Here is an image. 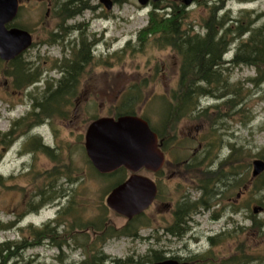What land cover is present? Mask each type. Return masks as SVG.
Segmentation results:
<instances>
[{
    "label": "rangeland",
    "instance_id": "obj_1",
    "mask_svg": "<svg viewBox=\"0 0 264 264\" xmlns=\"http://www.w3.org/2000/svg\"><path fill=\"white\" fill-rule=\"evenodd\" d=\"M113 1V8L107 9L101 0H82L81 7L77 8L79 13L65 21V14L54 0H20V11L12 26L33 34V45L21 56L42 73L41 82L28 88H14L7 73L12 65L3 61L0 65V131H10L16 120L28 114L47 80L62 76L61 70L55 67L57 60L73 58L74 48L82 39L97 45L75 94L66 98L62 113L47 118L30 131L17 129L13 135L17 141L6 150L0 163V174L4 178V185L0 184V226H6L5 230H0V242L27 239L30 244L21 250L18 262L91 264L93 256L102 254L107 257L104 264H151L156 261L155 255L161 257L162 242H155V238L161 234L159 201L162 196L135 222L139 227L137 237L122 235L127 219L106 205V197L117 176L97 172L86 153L85 134L93 120L116 117L118 109L122 108H133L151 126L162 130L164 109L161 104L162 101L170 106L175 104L174 93L179 91L181 83V60L171 48L158 47L151 37L140 42L139 33L148 25L153 8L159 6L163 12L184 3L182 0H154L156 6L154 2L144 6L138 0ZM214 3L223 4L218 16L228 14L230 23L235 26L242 23L244 27L264 31V0H194L186 6L188 23L204 32V19L211 14ZM62 28L64 30L60 31ZM49 33L59 34L54 43ZM250 36L245 33L236 38L226 59H232ZM128 42H131L129 46ZM154 65L164 68L159 84L150 76L149 69ZM224 69H228L224 77L232 93L222 98L201 97L194 103L192 110L185 113L187 117L173 131L181 137L180 146L173 154L187 158L198 148L199 142H210L208 147L212 145L209 151L215 160V172L220 171L215 178H210L214 183L211 202L226 204L232 198L231 203L235 204L237 193L241 191L240 178V185L232 189L219 181L225 180L228 171L238 174L242 171L243 179H248V188L240 201L248 205L247 216L235 215L230 207L215 222H209L208 216H204L198 229L203 233L212 229L211 234L216 236L214 244L203 235L190 246L200 254L197 264H264V188L249 184L253 178V161L264 160V84L251 81L258 76L255 66L224 64ZM229 99H235V105L226 104ZM38 138L52 152L45 151ZM140 174L157 180L162 188L161 178H153L145 170ZM129 175L127 172L126 178ZM255 178L260 186L264 173ZM198 188L196 201L202 197L201 186ZM217 191L223 192L222 200L216 195ZM44 199L46 203L42 207L32 210ZM221 204L213 209L218 210ZM255 207L262 209L254 212ZM58 221L63 225L56 226ZM100 221L107 225L106 232L89 229V225H102ZM48 224L49 230L45 232ZM152 230L155 232L150 242L146 238ZM116 260L120 262H114Z\"/></svg>",
    "mask_w": 264,
    "mask_h": 264
},
{
    "label": "trees",
    "instance_id": "obj_2",
    "mask_svg": "<svg viewBox=\"0 0 264 264\" xmlns=\"http://www.w3.org/2000/svg\"><path fill=\"white\" fill-rule=\"evenodd\" d=\"M54 1L57 2L61 12L68 15L69 18L75 17L79 13L78 9L82 5V0ZM118 1L119 3L123 2L122 0ZM76 4H80V6ZM221 7H223V4L219 6L214 3L211 14L207 19H204V32H200L195 29L192 23H188L189 16L186 6L169 7L167 11L163 12L160 11L161 8L159 6H156L150 12L148 25L139 33L140 42L151 37L158 47L171 48L180 57L181 83L179 85V91L174 93L175 104L170 108L173 112L187 113L191 111L194 103H197V100L201 97L211 96L214 98H222L225 94H231L233 89L229 88L228 80L224 77L225 71L228 70L224 69V64L228 66L238 64L255 66L258 70V76L251 78V81L256 84H264L263 29H252L251 26L244 27L242 23L236 24L235 26V24L230 23L228 14L218 16V10ZM62 30L64 28L60 29V31ZM245 33L251 34L248 41L238 47L232 59L227 60L226 55L230 50L231 44L236 38L241 37ZM49 37L53 42L56 41L59 34L49 33ZM130 44L131 42H128V46ZM74 49L75 55L73 58L63 57L61 60L55 62V67L61 70L62 76L57 80H47L46 87L42 94H40V97H33L37 98H35V103L28 114L16 120L10 131H0V163L3 160L6 150L17 141V138L13 137L17 129L25 128L30 131L35 126L42 124L47 118L54 116L56 113H62V106L67 101L66 98L75 94L80 77L84 73L85 67L93 58L92 42L82 39L80 45ZM2 63L3 61L0 59V65ZM6 64L12 65L11 70L7 73L14 88H28L32 85H38L41 82L42 73L38 69L34 70L29 66V62L23 61L22 56ZM228 103L235 105V99L227 100L226 104ZM124 114L135 115L136 113L133 108L126 110L122 108L120 110L118 109L116 116ZM151 127L162 137V130L160 128ZM40 140L38 138L39 144H41ZM40 146L45 151L52 152L49 147L43 144ZM127 172L125 168H121L105 176H117L116 182L121 183L126 179ZM2 177L0 174V184L3 186L4 178ZM256 179L251 178L249 184L253 183L254 188H264V180L258 186ZM207 188L209 194H211L209 185H207ZM201 202L203 203L204 200L202 199ZM45 203L46 199L35 205L32 210H37ZM140 216L128 220L127 224L121 229V234L137 237L139 227L135 225V222H138ZM100 222L102 225H89V229H94L95 231L103 230L106 232L107 225L103 221ZM59 224V221L56 222V226ZM101 226H103L102 229H97ZM45 227L46 230L44 231L47 232L49 230V224ZM5 229L6 226H0V230ZM26 245H30L27 239L23 242L16 240L0 242V264H32V261L25 263L22 261L21 263V261L18 262L16 260ZM155 256L156 258L154 260L160 259L159 255ZM106 261L107 257L105 255L101 257L93 256L91 264H104ZM114 262L119 263L120 261L116 260Z\"/></svg>",
    "mask_w": 264,
    "mask_h": 264
},
{
    "label": "water",
    "instance_id": "obj_3",
    "mask_svg": "<svg viewBox=\"0 0 264 264\" xmlns=\"http://www.w3.org/2000/svg\"><path fill=\"white\" fill-rule=\"evenodd\" d=\"M146 6L149 0H138ZM157 1V0H155ZM190 6L194 0H182ZM107 9L113 0H101ZM20 0H0V59L8 63L21 56L34 43L33 34L12 26L20 11ZM85 149L89 160L100 174H111L125 168L130 175L115 186L106 197L107 206L128 220L144 213L155 201L158 188L153 179L140 174L142 169L159 172L165 157L158 134L149 122L139 115L99 117L87 127ZM264 173V160L253 161L252 177ZM255 207L254 212L261 210ZM138 264V263H130ZM151 264H191L174 259Z\"/></svg>",
    "mask_w": 264,
    "mask_h": 264
},
{
    "label": "flooded vegetation",
    "instance_id": "obj_4",
    "mask_svg": "<svg viewBox=\"0 0 264 264\" xmlns=\"http://www.w3.org/2000/svg\"><path fill=\"white\" fill-rule=\"evenodd\" d=\"M153 2L155 5L154 0H149L148 4L153 5ZM64 17L65 21L73 18H69L68 15H64ZM96 45V42H92V53ZM149 71L150 76L155 77L154 80L159 84L164 74V68L161 67L159 69L158 65H154ZM161 105L164 109L161 118L162 137L159 135L158 137L165 161L159 172H151L145 169L141 170L150 172L153 175V178L159 177L162 180V188L157 180H154L158 188V193L153 204H155L159 197L162 196V200L159 201L162 217L161 234L155 238V242H162V246L159 248L161 257L158 261L174 259L179 262L197 264L196 258L200 254L193 250L190 244L199 242L203 235L210 244H214L216 239V236H214L215 234H211L213 233L211 232L212 229L205 233L198 229L201 221L204 220V216L206 215L208 216L207 220L209 222L219 220L228 207L232 208V213L235 215H241L242 218L247 216L248 205L246 202L240 201V199L248 188V179L247 177L246 179H243L242 171L240 174L228 171V173H225V180L219 181V183L223 182L225 183V187L232 189L234 186L238 185V180L240 178L241 191L240 193H237L235 204L231 203L232 198H229L230 203L221 204L220 201L216 204L212 203L210 197L214 192L212 188L214 183L212 184L213 181L210 178H215L216 174H219L220 171L215 172V160L211 158L212 152L209 151V148L212 145L208 147V144L211 143L208 141L207 143L199 142L198 148L193 150L192 154L187 158L174 155L173 152L180 146L179 140L181 137L179 134H174L173 131H176L177 126L185 117H187L188 114L178 111L173 112L170 110L172 106L167 105L163 101ZM232 147H235V145ZM231 157L232 156L228 158L230 159ZM201 178H203V180ZM115 183L116 184H114L111 190L119 184L117 182ZM207 185H209L211 194H209ZM200 186L202 197L196 201L195 192ZM222 193V191L216 192V195L220 200H222L223 197ZM202 199L204 200L203 203L201 202ZM153 204L151 206H153ZM219 204H221V206L218 210L213 209ZM59 225H63V223ZM240 230L243 231L241 228ZM154 232L155 231L152 230L150 235L146 238L150 242L153 239L151 238V234L154 235ZM178 244H181L182 246H178ZM152 248L154 247H151V249ZM186 252L188 255L185 254ZM101 256L102 254L96 255V257Z\"/></svg>",
    "mask_w": 264,
    "mask_h": 264
}]
</instances>
